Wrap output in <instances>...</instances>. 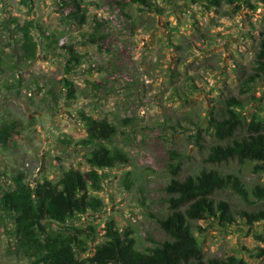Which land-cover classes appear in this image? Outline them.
I'll return each mask as SVG.
<instances>
[{"label": "rangeland", "instance_id": "1", "mask_svg": "<svg viewBox=\"0 0 264 264\" xmlns=\"http://www.w3.org/2000/svg\"><path fill=\"white\" fill-rule=\"evenodd\" d=\"M78 1L87 22L74 26L71 7L62 0H0V127L18 125L9 144L0 143V193L13 189L19 173L31 187L43 180L56 183L70 169L87 173L92 148L79 145L87 137L82 115L115 126L116 135L105 145L128 153L130 164L103 172V190L93 193L103 202L98 213L90 210L68 223L81 239L91 236L88 250L77 251L81 259L104 242L109 223L130 233L143 252L155 245L151 241L168 239L158 218L168 213L170 164L180 168L179 180L216 170L237 176L248 191L264 187V174H253L251 164L205 162L219 144L210 120L221 117L224 99H240L246 121L264 109V79L241 93L264 32V3L252 1L251 10L225 3L208 9L199 0H146L150 6ZM26 25L37 45L31 60L23 59L20 48V28ZM70 48L80 63L71 64L68 73ZM64 85L73 89L72 99ZM213 198L228 202L233 212L264 209V202L229 190ZM191 226L205 261L234 255L264 264V222L248 226L237 218L221 227L209 218ZM12 230V219L0 209V264H33L19 252Z\"/></svg>", "mask_w": 264, "mask_h": 264}, {"label": "trees", "instance_id": "2", "mask_svg": "<svg viewBox=\"0 0 264 264\" xmlns=\"http://www.w3.org/2000/svg\"><path fill=\"white\" fill-rule=\"evenodd\" d=\"M133 3L150 6L146 0H131ZM210 8L227 5H247L255 10L252 1L264 3V0H199ZM63 6L71 7L69 21L74 25L87 22V14L78 0H62ZM205 2V3H204ZM29 25L20 28L21 51L24 60L34 59L37 53ZM101 24H97L90 38L97 44V34ZM67 71L71 64L80 63V58L69 49ZM4 64L0 54V72ZM264 79V32L261 33L255 54L253 73L241 83V93L250 92L257 81ZM70 99L73 89L64 85ZM253 101L257 98L252 97ZM244 105L236 97L222 101L221 117L210 120V128L219 144L212 146L205 162L212 165L238 162L251 164L253 174H264V109L253 112L248 121L242 118L240 110ZM87 137L79 142L84 148H92L87 159L91 168L87 173L70 169L52 183L43 180L31 187L21 173L13 177V189L0 193V209L13 221L12 234L17 238L19 252L33 260V264H248L234 255L227 258L203 259V250L191 223L205 219L217 220L221 227L234 225L237 218L245 220L248 226L264 222V209L248 212H233L226 201H215L218 192L231 191L244 199L251 195L257 201L264 202V187L257 185L251 191L243 186L237 176L221 175L216 170H202L197 175L177 178L180 168L170 164L173 177L165 192L168 196V213L158 218V223L168 239L155 243L146 252L140 251L135 240L129 234H121L109 223L105 227L104 242L97 245L91 257L79 258L77 251L85 253L91 236L83 240L71 231L68 223L88 211L98 213L103 207L101 199L93 193L103 190L105 170L121 165H129L128 153L118 147H108L116 135V128L108 120H96L82 115ZM18 125L14 122L0 127V143L6 147ZM175 169V170H174ZM130 176L129 174L126 175ZM128 183V181L126 182ZM131 184L127 185V189Z\"/></svg>", "mask_w": 264, "mask_h": 264}]
</instances>
